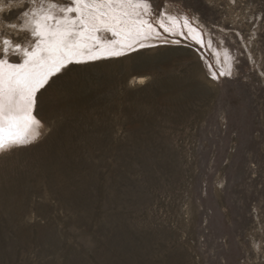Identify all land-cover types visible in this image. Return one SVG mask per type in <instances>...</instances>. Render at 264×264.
Wrapping results in <instances>:
<instances>
[{
    "label": "rangeland",
    "instance_id": "obj_1",
    "mask_svg": "<svg viewBox=\"0 0 264 264\" xmlns=\"http://www.w3.org/2000/svg\"><path fill=\"white\" fill-rule=\"evenodd\" d=\"M8 3L10 63L75 6ZM147 3L125 10L174 31L74 60L38 94L41 134L0 153V264H264V0Z\"/></svg>",
    "mask_w": 264,
    "mask_h": 264
},
{
    "label": "snow or ice",
    "instance_id": "obj_2",
    "mask_svg": "<svg viewBox=\"0 0 264 264\" xmlns=\"http://www.w3.org/2000/svg\"><path fill=\"white\" fill-rule=\"evenodd\" d=\"M72 2L75 6L59 8L63 13L60 17L48 10L33 21L34 27L29 34L39 39L31 51L23 49L22 62L10 63L8 59L0 58V153L28 145L41 134L43 125L37 119L38 113L34 115L38 94L42 98L60 79L59 74L74 60L79 61L83 49L96 48L104 55L120 56L124 51L131 50L134 43L144 47L145 40L163 38L162 33L174 31L171 27H165L163 13L155 20V24L149 23L148 19L132 18V11L136 8L149 12L151 6L147 0H136L135 3L134 0ZM12 7L8 3L0 7V12ZM55 7L53 3L52 8ZM126 7L132 11L125 10ZM72 13L76 15H70ZM21 14L28 15L26 11ZM169 20L175 23L176 17H169ZM184 25L189 31L194 30L187 18ZM5 27L16 26L5 24ZM100 32L109 33L117 39L104 40L97 35ZM178 34L184 35V32L179 31ZM164 42L169 41L164 39ZM2 43L5 45L2 49L5 56L10 47L15 52L20 51L21 46H13L9 39H3ZM97 58L95 53L87 57L89 60ZM220 75L230 76L231 72L222 71Z\"/></svg>",
    "mask_w": 264,
    "mask_h": 264
},
{
    "label": "bare ground",
    "instance_id": "obj_3",
    "mask_svg": "<svg viewBox=\"0 0 264 264\" xmlns=\"http://www.w3.org/2000/svg\"><path fill=\"white\" fill-rule=\"evenodd\" d=\"M194 37L196 38L197 41H199V42L201 43V41H200V35H199L198 32L195 31V33H194ZM136 44H137V43H134L132 48H134V47L136 46ZM128 51H129V50H128ZM128 51H124L123 53H126V52H128ZM95 54L98 55V58H101V57H109V56H107V55H104L103 53H99L98 51H97ZM82 59H83V60H84V59H87V57H84V56H83V53H82V55L80 56L79 60H82Z\"/></svg>",
    "mask_w": 264,
    "mask_h": 264
}]
</instances>
